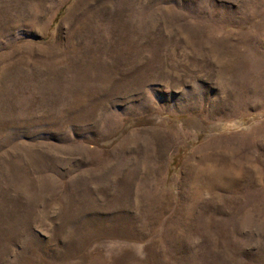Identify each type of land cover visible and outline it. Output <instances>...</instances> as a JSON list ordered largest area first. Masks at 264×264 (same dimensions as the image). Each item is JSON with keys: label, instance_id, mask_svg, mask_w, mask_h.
Listing matches in <instances>:
<instances>
[{"label": "rangeland", "instance_id": "rangeland-1", "mask_svg": "<svg viewBox=\"0 0 264 264\" xmlns=\"http://www.w3.org/2000/svg\"><path fill=\"white\" fill-rule=\"evenodd\" d=\"M0 264H264V0H0Z\"/></svg>", "mask_w": 264, "mask_h": 264}]
</instances>
